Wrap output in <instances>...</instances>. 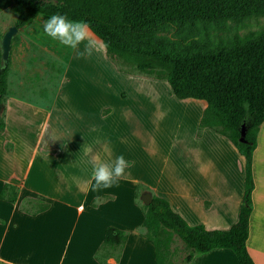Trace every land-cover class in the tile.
Returning a JSON list of instances; mask_svg holds the SVG:
<instances>
[{
    "label": "crops",
    "instance_id": "obj_1",
    "mask_svg": "<svg viewBox=\"0 0 264 264\" xmlns=\"http://www.w3.org/2000/svg\"><path fill=\"white\" fill-rule=\"evenodd\" d=\"M16 17L13 2L0 0L1 37L14 25ZM38 17L23 28L31 27ZM23 28L17 33L25 35L33 44L46 45L39 41L38 31H27L33 34L29 37ZM13 40L14 37L12 44ZM12 44L7 92L0 103V115L5 122V130L0 133V190L4 184H11L17 187L18 194L13 203L0 199V264H100L94 255L103 241L107 226H114L127 234L122 248L106 250L110 254L106 257L108 264H156L154 246L139 231L145 227L142 224L141 206L134 197L139 181L133 178L132 164L117 186L98 191H93L90 186L94 183L91 180L92 157L98 155L103 161L116 157L111 146L114 130L106 131L104 142L92 139L88 146L78 149L81 155L73 161L79 162L86 172L80 173L81 176L71 174L68 166L64 165L67 161L62 159L65 146L62 139L70 131L67 110L57 105V98L64 96L61 92L63 81L59 84L60 92L53 97L44 92L37 95L20 92L21 88L34 84L37 89L38 84L24 79L26 69L23 76L16 77L14 68L21 66L12 61ZM196 100L202 114L206 101ZM111 112L112 108L109 107L106 114ZM44 129L49 134L46 140L40 136ZM226 139L229 140L211 128H199L194 133V143L190 149L189 172L176 176V196L170 191L154 189L139 182L148 187L142 192L168 197L173 209L176 207L174 210L188 223L199 219L198 223L207 229H228L236 222L242 203L245 161L232 142ZM6 145H9L8 148ZM85 168L90 169L87 171ZM251 170L253 187L246 247L255 264H264V120L256 135ZM237 184L238 191L235 193L238 195H235ZM170 198L176 200V206ZM25 199L46 203L48 208L36 213L24 206L22 209ZM70 212L76 218L70 231L61 239L58 236L64 235L62 224ZM30 236H34V240L43 239L56 244L51 250L46 249L44 256H31L23 249ZM54 249L56 254H52ZM187 264L239 262L232 250L214 248L208 252L194 253Z\"/></svg>",
    "mask_w": 264,
    "mask_h": 264
},
{
    "label": "trees",
    "instance_id": "obj_2",
    "mask_svg": "<svg viewBox=\"0 0 264 264\" xmlns=\"http://www.w3.org/2000/svg\"><path fill=\"white\" fill-rule=\"evenodd\" d=\"M11 1L18 29L40 14H64L71 20L87 21L92 33L107 43L109 55L135 56L140 59L139 68L165 79L176 98L206 101L199 128L208 127L226 136L244 157V192L238 218L228 229H207L202 223H188L166 198L151 194L150 202L141 206L146 238L154 246L156 264H176L171 246L174 235L190 249L182 264L194 253L214 248L232 250L239 264H255L246 240L252 152L264 120V30L227 37L219 33L229 29L228 21L264 16V0H56L65 7L40 0ZM8 68L9 61L2 66L0 50V103L7 92ZM244 101L247 110L242 107ZM4 130L0 115V133ZM138 188L140 192L148 189L138 184L136 198ZM17 194L16 186L4 184L0 199L13 203ZM46 208L48 204L41 203L33 213ZM126 238L125 231L107 226L94 255L96 260L108 264L106 250L122 248Z\"/></svg>",
    "mask_w": 264,
    "mask_h": 264
},
{
    "label": "rangeland",
    "instance_id": "obj_3",
    "mask_svg": "<svg viewBox=\"0 0 264 264\" xmlns=\"http://www.w3.org/2000/svg\"><path fill=\"white\" fill-rule=\"evenodd\" d=\"M40 1L42 4L65 7L56 0ZM47 18L40 14L31 27L23 28L29 37L33 34L27 31H38L39 41L46 45L39 43L38 46L25 35L16 33L14 44L11 43L14 45L11 56L12 61L21 66L14 68L16 77L23 76L26 69L24 79L38 84L37 89L35 84L21 88L20 92L24 94L37 95L44 92L53 97L63 81L61 92L64 96L57 98V105L65 108L68 115L70 131L62 139V143H65L62 159L67 161L64 165L68 166L69 172L80 176V173L86 172L79 162L73 161L81 155L78 149L88 146L87 143L92 139L104 142L106 131L108 133V129H111L114 130L112 142L110 140L113 155H123L126 160L131 161L133 178L154 189L170 191L176 196V176L189 172L190 149L194 143V133L199 130V102L194 98H176L165 79L157 78L155 73H145L139 68L140 59L135 56H111L107 52L94 53L91 57L79 56L77 51H82L83 45L74 51L43 34L42 25ZM228 24L229 29L219 33L223 37L233 33H254L264 30V16L228 21ZM94 36L97 37L95 34ZM34 60L36 62L32 63ZM156 70H161V67L156 66ZM108 106L112 108L109 113L111 115L106 114ZM40 136L43 140L48 139V131L42 130ZM85 169L88 171L90 168ZM241 184L243 188V183ZM141 190L138 188L139 196L135 199L140 206L145 204L142 199L144 192H140ZM237 191L238 184L233 194L238 195L235 193ZM172 201L176 206V200ZM22 206L28 210H36L40 204L25 199ZM66 217L68 219L62 224L64 235L58 236L61 239L70 231L76 218L71 212ZM198 220H190L189 223H198ZM139 231L143 236L148 235L145 228ZM27 241V246L23 249L31 256L36 255L35 257L44 256V250H51L56 244L43 239L34 240V236H30ZM171 246L176 264H182L190 249L177 235L173 236ZM52 254H56V249Z\"/></svg>",
    "mask_w": 264,
    "mask_h": 264
},
{
    "label": "clouds",
    "instance_id": "obj_4",
    "mask_svg": "<svg viewBox=\"0 0 264 264\" xmlns=\"http://www.w3.org/2000/svg\"><path fill=\"white\" fill-rule=\"evenodd\" d=\"M42 30L46 37L65 48L77 51L83 45V50L77 51L79 56L104 54L108 47L107 43L94 36L87 21L71 20L64 14H53L45 19ZM242 107L248 109L246 101L242 102ZM130 166L131 163L123 155L109 161H103L98 155L92 157L91 180L94 183L90 185L91 189L98 191L117 186Z\"/></svg>",
    "mask_w": 264,
    "mask_h": 264
},
{
    "label": "water",
    "instance_id": "obj_5",
    "mask_svg": "<svg viewBox=\"0 0 264 264\" xmlns=\"http://www.w3.org/2000/svg\"><path fill=\"white\" fill-rule=\"evenodd\" d=\"M18 27L16 25H11L2 35L0 39V48H1V63L2 66H5L9 61L10 50H11V42L12 38L18 32ZM142 199L146 204L150 202L151 194L144 193L142 195Z\"/></svg>",
    "mask_w": 264,
    "mask_h": 264
},
{
    "label": "bare ground",
    "instance_id": "obj_6",
    "mask_svg": "<svg viewBox=\"0 0 264 264\" xmlns=\"http://www.w3.org/2000/svg\"><path fill=\"white\" fill-rule=\"evenodd\" d=\"M45 250H46V249H45ZM45 250H44V251H45Z\"/></svg>",
    "mask_w": 264,
    "mask_h": 264
}]
</instances>
